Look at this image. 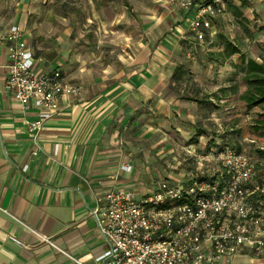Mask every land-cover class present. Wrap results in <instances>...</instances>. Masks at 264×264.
Wrapping results in <instances>:
<instances>
[{
    "label": "rangeland",
    "instance_id": "374dc122",
    "mask_svg": "<svg viewBox=\"0 0 264 264\" xmlns=\"http://www.w3.org/2000/svg\"><path fill=\"white\" fill-rule=\"evenodd\" d=\"M222 1L224 10L213 17L214 32L206 33L202 45L194 43L196 35L188 21L184 23L186 9L179 0H0V16L11 22L24 16L32 33L51 43L50 50L66 68L59 66L65 77L83 82L87 95L100 89L97 80L107 82L110 75L120 79L119 86L113 90V104H110L113 111L116 109L113 113V178L121 188L142 194L170 185L173 173L196 168L197 161L210 147L231 144L255 159H264V132L252 129L253 117L259 108L251 111L238 104L240 92L246 88L242 72L234 66L241 61L240 56L221 64L210 54L222 49L218 36L221 32L230 39L238 38L248 55L264 59V0ZM242 2H245L240 6L242 15L238 16L229 3L239 6ZM176 26H185V39L175 41ZM162 37L166 38L159 40ZM109 63L119 70L113 73L96 70ZM81 64L84 66L80 70L77 67ZM179 65L183 67L182 75L173 72ZM103 73L108 74L106 79L100 78ZM158 78L165 81L167 101L174 97V101L177 100L190 89L191 81L202 80L206 84L207 79L212 89L223 85L234 92L230 98L234 99L225 103L227 106L215 100L209 110L210 117L216 115L215 110L230 115L220 122L216 140L196 139V121L190 113L195 111V104L181 111L166 102V109H161L157 89L148 83ZM121 102L127 103L126 108L120 106ZM108 111L109 107L105 113L109 114ZM237 111L245 119L243 124L238 122V133L237 122H232L237 118L233 116ZM93 122L94 119L88 129ZM80 154L93 156V152ZM211 162L205 168L215 165L210 166ZM123 163L130 164L131 168L123 170Z\"/></svg>",
    "mask_w": 264,
    "mask_h": 264
},
{
    "label": "crops",
    "instance_id": "0c3cea01",
    "mask_svg": "<svg viewBox=\"0 0 264 264\" xmlns=\"http://www.w3.org/2000/svg\"><path fill=\"white\" fill-rule=\"evenodd\" d=\"M185 14L184 23L187 24L189 13L186 11ZM12 21H6L0 16V33H5L11 25H19L23 31L20 41L32 50L36 70L51 74L61 81L80 85L81 92L79 95L59 99V113L44 120L38 139L40 150L34 155L35 145L27 130L26 120L38 118V113L34 109L25 113L6 88L7 47L1 45L0 264H78L59 248L83 263L91 264L105 250L106 242L98 227L91 223L90 209L94 207L97 197L105 191L121 187L113 178V113H116V109L113 111V105L110 106L113 104V90L119 86L120 79L110 75L107 82L97 80L100 82V89L87 95L83 82H74L65 77L61 69L65 67L61 66L58 55L50 50L51 43L34 35L26 26L24 16L19 21ZM176 30L175 41L186 38L185 26H176ZM213 32L212 29L211 34ZM205 41L195 37L194 43L202 45ZM238 55L232 57L236 58ZM235 61L238 62V59ZM83 66L81 64L77 68L81 70ZM101 66L96 70L106 71L105 73L119 70L110 63ZM175 68L174 74L182 75V65ZM105 73L100 78L106 79L108 74ZM153 82L148 81L154 90L157 89L155 92L159 94L161 109H166V102H169V106H178L181 111L195 104V111L190 113L196 121V139L199 137L203 142L207 138L216 140L220 122L230 118V115H222L221 111L215 110L216 115L210 117L209 110L215 100L223 102L222 105L229 103V100L234 99H230L234 92L225 89L223 85L212 89L207 84V79L206 84L202 80L191 81L189 90L184 91L177 100L174 101V97L167 101L165 81L158 78ZM238 104L246 106L242 98ZM126 105V102H121L120 106L126 108ZM108 107L109 114L105 113ZM253 109L254 107L249 110ZM96 110L98 112L93 115ZM233 116L237 117L232 122H237L235 126L238 129L235 130L238 133V122L243 124L245 119L240 111ZM93 119V125L88 129ZM210 120H215L216 123ZM222 124L225 125V122ZM252 129L253 132H262L254 127ZM214 142L216 141H210ZM92 152L93 156L90 157L80 154ZM191 169L180 174L173 173V177L170 176L171 183L187 180ZM46 238L54 244L47 242ZM202 264H264V253L254 256L246 252Z\"/></svg>",
    "mask_w": 264,
    "mask_h": 264
},
{
    "label": "built area",
    "instance_id": "2783aa9c",
    "mask_svg": "<svg viewBox=\"0 0 264 264\" xmlns=\"http://www.w3.org/2000/svg\"><path fill=\"white\" fill-rule=\"evenodd\" d=\"M179 1L190 12L188 24L199 40L224 10L222 0ZM22 33L19 25H11L0 33V47H7L6 88L25 113H38V118L26 120L35 155L44 120L59 113L61 97L79 95L81 87L38 72L32 50L20 41ZM210 161L215 165L205 168ZM197 164L183 182L142 194L111 188L97 197L89 214L106 246L91 264H202L246 252L262 255L264 160L225 144L210 147ZM130 168L122 164L123 170ZM59 249L78 264H87Z\"/></svg>",
    "mask_w": 264,
    "mask_h": 264
},
{
    "label": "trees",
    "instance_id": "16d2710c",
    "mask_svg": "<svg viewBox=\"0 0 264 264\" xmlns=\"http://www.w3.org/2000/svg\"><path fill=\"white\" fill-rule=\"evenodd\" d=\"M243 4L245 2H242L239 6L229 3L231 9L238 16L242 15L241 7L244 6ZM244 18L246 17L244 16ZM218 36L220 38L219 45L222 46V49L213 51L210 54L217 58L221 64H224L233 55L239 54L241 61L235 63L234 66L242 72V80L246 84L241 98L248 108H259L257 114L253 117L252 123L254 129L264 132V59H257L248 55L244 50V45L238 38L230 39L221 32Z\"/></svg>",
    "mask_w": 264,
    "mask_h": 264
},
{
    "label": "water",
    "instance_id": "95a60500",
    "mask_svg": "<svg viewBox=\"0 0 264 264\" xmlns=\"http://www.w3.org/2000/svg\"><path fill=\"white\" fill-rule=\"evenodd\" d=\"M91 223H92L93 225H96V221H95L94 219H92Z\"/></svg>",
    "mask_w": 264,
    "mask_h": 264
}]
</instances>
